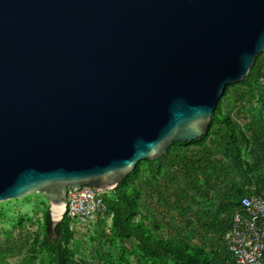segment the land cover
Masks as SVG:
<instances>
[{
    "label": "water",
    "instance_id": "obj_1",
    "mask_svg": "<svg viewBox=\"0 0 264 264\" xmlns=\"http://www.w3.org/2000/svg\"><path fill=\"white\" fill-rule=\"evenodd\" d=\"M264 55V0H0V201L110 192L204 135Z\"/></svg>",
    "mask_w": 264,
    "mask_h": 264
},
{
    "label": "trees",
    "instance_id": "obj_2",
    "mask_svg": "<svg viewBox=\"0 0 264 264\" xmlns=\"http://www.w3.org/2000/svg\"><path fill=\"white\" fill-rule=\"evenodd\" d=\"M262 57L256 59L249 75L241 82L246 90L239 99L249 105L246 116H239L241 121L232 120L221 112L222 100L229 95L234 84L229 85L204 135L192 142L174 143L165 153L173 155L171 167L190 183L195 192L201 193L203 188L219 190L216 203L208 196L210 209L189 214L191 218L187 219L183 230L173 229L165 237H159L156 231L162 229L161 226L155 224L153 216L146 214L145 208L138 203L140 194L134 187L139 173L138 163L114 190L103 195L106 212L103 219L95 222L93 233L86 239H76L66 219L56 226V237H53L47 207L38 232L27 243L28 249L21 264H90L75 258L80 246L88 240H104V243L112 246L117 243L121 247L119 258L99 250L97 261L101 264H128L126 256L129 254L134 257L135 264H232L224 249L219 246L205 248L194 241V234L199 231L213 236L222 245L233 215L240 210V199L264 194V87L256 84ZM176 144L182 148L191 145L195 148L171 154V148ZM217 145L223 150L221 156L212 152ZM156 161L146 162L152 166ZM174 208L183 218L193 211L192 207L184 208L178 203Z\"/></svg>",
    "mask_w": 264,
    "mask_h": 264
},
{
    "label": "rangeland",
    "instance_id": "obj_3",
    "mask_svg": "<svg viewBox=\"0 0 264 264\" xmlns=\"http://www.w3.org/2000/svg\"><path fill=\"white\" fill-rule=\"evenodd\" d=\"M245 90L246 87L241 82L234 84L229 89V95L222 100L221 112L230 116L232 120H240L239 118H242V115L246 116L245 113L249 109V105L239 99ZM246 99L247 96H245ZM194 148L195 146L193 145L188 148H182L176 144L171 148V154H175L181 149L191 150ZM212 152L216 156L223 154V150L218 145L212 148ZM172 159L173 155L164 154L152 166H149L146 161L139 162L138 178L134 183V187L138 188L140 194L139 205L144 207L146 214L153 216L154 223L162 228L156 231V235L159 237H165L167 232L170 233L173 229L183 230L187 219L191 218L189 214L210 209L208 196L213 203H216L218 198L217 192L219 190L217 189L216 191H211L203 188L201 193L195 192L189 185L190 183L186 182L174 167H171ZM224 166L227 167L226 164ZM167 173L172 174V176L169 175V182H172L170 193L167 191L166 194H162L166 198V202L164 200V202H159V197H157L159 204L153 205L152 193L159 190V181L166 178ZM232 174L234 175L233 172ZM200 184H203V181H200ZM168 194L170 195V201L167 199ZM168 203L170 208H168ZM177 203L184 208L192 207L193 211L187 213L185 218L180 217L179 212L174 208ZM47 207L48 204L44 195L38 193H29L18 199L0 201V263L21 264L26 256L27 243L31 242V237L38 232L43 212ZM194 241L203 244L205 248L213 247L215 249L219 246L223 249V245L218 243V240H215L210 235H203L199 231L194 234ZM126 246L130 248L128 244ZM99 250L111 254L114 258L121 256V247L117 243L112 246L104 243V240H100V242L88 240V242L80 246L75 253V258L86 260L90 264H101L97 261ZM126 258L128 264H135L134 257L130 254Z\"/></svg>",
    "mask_w": 264,
    "mask_h": 264
},
{
    "label": "built area",
    "instance_id": "obj_4",
    "mask_svg": "<svg viewBox=\"0 0 264 264\" xmlns=\"http://www.w3.org/2000/svg\"><path fill=\"white\" fill-rule=\"evenodd\" d=\"M258 87H264V55L256 79ZM91 186H82L78 191L67 189V207L64 215L68 228L76 239H86L98 219L106 212L103 195ZM231 226L225 233L222 245L232 264H263L264 258V194H254L240 199Z\"/></svg>",
    "mask_w": 264,
    "mask_h": 264
},
{
    "label": "crops",
    "instance_id": "obj_5",
    "mask_svg": "<svg viewBox=\"0 0 264 264\" xmlns=\"http://www.w3.org/2000/svg\"><path fill=\"white\" fill-rule=\"evenodd\" d=\"M169 175L172 176L171 173L170 174L167 173V177L166 178H163L162 181H159V185H160L159 186V190L157 192H153L152 193V200L154 201V204L153 205L159 204V202L160 201H163V200L166 202V198H164L162 196V194H166L167 191H168V193H170V186H171V183L172 182H169V179H170V176ZM157 197H159V202H158V198ZM167 199L170 201V195L169 194H168V198ZM167 205H168V208H170V206H169L170 204L168 203ZM220 244H221V242H220Z\"/></svg>",
    "mask_w": 264,
    "mask_h": 264
}]
</instances>
